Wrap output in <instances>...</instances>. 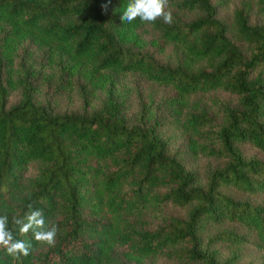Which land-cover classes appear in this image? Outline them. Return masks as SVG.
<instances>
[{
    "label": "trees",
    "instance_id": "16d2710c",
    "mask_svg": "<svg viewBox=\"0 0 264 264\" xmlns=\"http://www.w3.org/2000/svg\"><path fill=\"white\" fill-rule=\"evenodd\" d=\"M128 2L0 0V215L33 244L0 264L264 251V0H169L170 24ZM37 209L51 246L12 223Z\"/></svg>",
    "mask_w": 264,
    "mask_h": 264
},
{
    "label": "clouds",
    "instance_id": "9594fccd",
    "mask_svg": "<svg viewBox=\"0 0 264 264\" xmlns=\"http://www.w3.org/2000/svg\"><path fill=\"white\" fill-rule=\"evenodd\" d=\"M169 0H129L123 11L121 20L131 23L139 18L142 22H154L162 18L165 23L172 22V13L168 9ZM31 207V206H30ZM8 216L0 215V247L6 250L9 256L19 259L21 255H30L33 249L31 240L15 239L13 230L7 226ZM12 223L19 226V233L27 235L33 233L34 239L49 246L55 243L58 227L55 223L49 226L41 210H31L26 219L13 216Z\"/></svg>",
    "mask_w": 264,
    "mask_h": 264
},
{
    "label": "rangeland",
    "instance_id": "374dc122",
    "mask_svg": "<svg viewBox=\"0 0 264 264\" xmlns=\"http://www.w3.org/2000/svg\"><path fill=\"white\" fill-rule=\"evenodd\" d=\"M21 49H22V46L19 45L18 53L21 51ZM29 49H30L31 52H33V48L30 45H29ZM127 81L128 82H133L132 79H128ZM159 92H160V90L157 89L156 93L158 95H159ZM132 97L133 98L136 97L135 92L134 93L131 92L129 95H127V99L128 100H129V98H132ZM65 100H66L65 98H62V102H65ZM241 250H243L244 254H245L242 257V261H244V260H245V262L249 261L250 264H264V251L256 248L255 246H253V247H245L244 249H241Z\"/></svg>",
    "mask_w": 264,
    "mask_h": 264
}]
</instances>
